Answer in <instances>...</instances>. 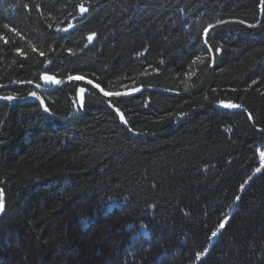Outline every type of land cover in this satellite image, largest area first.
<instances>
[{"label": "trees", "instance_id": "obj_1", "mask_svg": "<svg viewBox=\"0 0 264 264\" xmlns=\"http://www.w3.org/2000/svg\"><path fill=\"white\" fill-rule=\"evenodd\" d=\"M0 37V264H264V0H0Z\"/></svg>", "mask_w": 264, "mask_h": 264}, {"label": "snow or ice", "instance_id": "obj_2", "mask_svg": "<svg viewBox=\"0 0 264 264\" xmlns=\"http://www.w3.org/2000/svg\"><path fill=\"white\" fill-rule=\"evenodd\" d=\"M80 11H81V13H84V12L87 11V9L84 8L83 5H81L80 6ZM5 27H7V25ZM67 30H68L67 28L64 29V31H67ZM207 33H208V30L206 29L205 30V33H204L205 36H207ZM92 38H93L92 35H90L88 37L89 40H92ZM0 39H2V37H0ZM205 42L207 43V40ZM5 43H7L6 40H5ZM41 55H43V53H41ZM42 79L44 81H46V82H50L53 85H60L61 84V80L57 79L55 76H52V75L45 74V75L42 76ZM68 79L69 80H82L83 77H81V76H69ZM28 83H32V82L31 81H28ZM87 83L88 84H93V82L91 80H88ZM36 87L37 88L40 87L39 83L36 84ZM93 87L99 88L100 86L97 85V84H93ZM79 91H80V93L83 94L85 92V89L84 88H80ZM100 91L103 92V95L104 96H111V95L120 96L121 95V93H119V92H117V93H110V92L104 91L103 88H100ZM137 91H139V89H137ZM29 95L32 96V97H34L35 99L39 100L42 105L44 104L43 99L40 96H38L36 92H31V93H29ZM14 99H15V97H13V96H0V100H9V101H11V100H14ZM81 99H83V97H81ZM224 106L225 107H228V108H238L239 107V105H235V104H226ZM44 111L45 112H48L49 111V108L47 106H45L44 107ZM121 119H123V116L121 117ZM261 157H264V152L261 153ZM262 166H264V164H262ZM256 171L259 172L260 171V168H257ZM3 210H4V201L2 199V193H0V213H2ZM219 227L222 229L224 227V224L221 223ZM216 235H217V232H213L212 233V236L213 237H215Z\"/></svg>", "mask_w": 264, "mask_h": 264}, {"label": "water", "instance_id": "obj_3", "mask_svg": "<svg viewBox=\"0 0 264 264\" xmlns=\"http://www.w3.org/2000/svg\"><path fill=\"white\" fill-rule=\"evenodd\" d=\"M84 8H85V7H84ZM86 9H87V8H86ZM88 13H89V10H88V9H87V11L84 12V13H81V11H80V9H79V13H78L79 17H78V20H83V18L86 17V16L88 15ZM42 85H43L44 87H46V88H50L49 90H53V89H56V88H58V87H60V86H62V85H64V84L61 82L60 85H53V84H51L50 82H46V81H44V80L42 79Z\"/></svg>", "mask_w": 264, "mask_h": 264}, {"label": "rangeland", "instance_id": "obj_4", "mask_svg": "<svg viewBox=\"0 0 264 264\" xmlns=\"http://www.w3.org/2000/svg\"><path fill=\"white\" fill-rule=\"evenodd\" d=\"M131 93H133V91L130 92V93H128V94H131ZM128 94H127V95H128ZM262 152H264V151H261V150L259 151V156H260V162H261V165L264 164V157H261V153H262ZM263 167H264V166H262V168H263ZM226 223H227V220H225V222H224V226L226 225ZM203 258H204V257H200L199 260H198V262L201 261Z\"/></svg>", "mask_w": 264, "mask_h": 264}, {"label": "bare ground", "instance_id": "obj_5", "mask_svg": "<svg viewBox=\"0 0 264 264\" xmlns=\"http://www.w3.org/2000/svg\"><path fill=\"white\" fill-rule=\"evenodd\" d=\"M80 9V8H79Z\"/></svg>", "mask_w": 264, "mask_h": 264}]
</instances>
